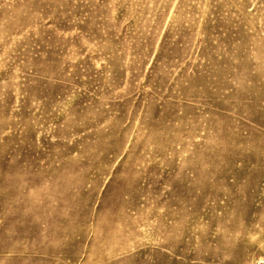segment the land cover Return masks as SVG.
<instances>
[{
  "label": "rangeland",
  "instance_id": "1",
  "mask_svg": "<svg viewBox=\"0 0 264 264\" xmlns=\"http://www.w3.org/2000/svg\"><path fill=\"white\" fill-rule=\"evenodd\" d=\"M0 264H264V0H0Z\"/></svg>",
  "mask_w": 264,
  "mask_h": 264
}]
</instances>
